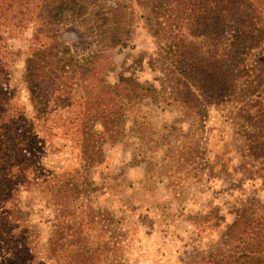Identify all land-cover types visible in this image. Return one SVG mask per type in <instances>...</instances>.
<instances>
[{"label": "trees", "instance_id": "1", "mask_svg": "<svg viewBox=\"0 0 264 264\" xmlns=\"http://www.w3.org/2000/svg\"><path fill=\"white\" fill-rule=\"evenodd\" d=\"M89 1L0 0V264H107L108 255L110 264H123V231L103 228L105 215L81 189V177L101 159L106 137L119 130L124 107L113 98L124 79L110 84L101 77L110 66L109 37L79 57L59 36L71 20L89 15ZM154 2L173 41L179 90L196 93L199 103L220 102L239 84H254L253 75L261 80L252 64L264 46V0ZM104 25L108 30L109 19ZM28 26L20 89L12 80L16 53L8 40ZM241 104L252 127L247 153L264 169V81L259 94ZM57 128L75 152L72 166L55 169L45 159L55 151ZM24 191L39 193L52 214L43 244L20 201ZM223 240L224 249H214L208 264H264V214L237 208Z\"/></svg>", "mask_w": 264, "mask_h": 264}, {"label": "rangeland", "instance_id": "2", "mask_svg": "<svg viewBox=\"0 0 264 264\" xmlns=\"http://www.w3.org/2000/svg\"><path fill=\"white\" fill-rule=\"evenodd\" d=\"M89 5V15L71 20L59 36L79 57L109 37L110 66L101 77L110 84L124 79L118 100L113 98L124 116L118 132L103 141L99 162L82 175L81 189L105 215L99 220L103 228L123 231V264H208L214 249H224V232L237 208L264 214V169L261 159L247 153L245 136L252 127L240 111L242 101L259 94L263 84L264 46L252 64L261 80L253 75L254 84H239L222 101L199 103L196 93L179 90L176 83L179 66L171 35L154 14L162 12L157 2L90 0ZM31 34L28 26L8 40L16 53L12 80L20 89ZM53 133L55 151L46 163L55 169L72 166L70 141L58 138L59 128ZM20 201L43 244L52 220L43 197L24 191Z\"/></svg>", "mask_w": 264, "mask_h": 264}]
</instances>
